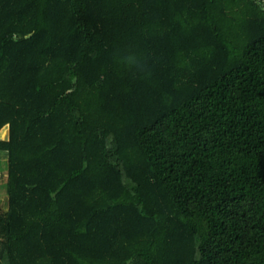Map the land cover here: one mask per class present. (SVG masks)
Masks as SVG:
<instances>
[{
    "label": "trees",
    "instance_id": "16d2710c",
    "mask_svg": "<svg viewBox=\"0 0 264 264\" xmlns=\"http://www.w3.org/2000/svg\"><path fill=\"white\" fill-rule=\"evenodd\" d=\"M5 129L0 264H264V0H0Z\"/></svg>",
    "mask_w": 264,
    "mask_h": 264
},
{
    "label": "rangeland",
    "instance_id": "374dc122",
    "mask_svg": "<svg viewBox=\"0 0 264 264\" xmlns=\"http://www.w3.org/2000/svg\"><path fill=\"white\" fill-rule=\"evenodd\" d=\"M8 138V131L5 129L0 132V141H6ZM8 164L5 156L0 155V209L7 210L8 195L6 193ZM200 243V240H198Z\"/></svg>",
    "mask_w": 264,
    "mask_h": 264
},
{
    "label": "clouds",
    "instance_id": "9594fccd",
    "mask_svg": "<svg viewBox=\"0 0 264 264\" xmlns=\"http://www.w3.org/2000/svg\"><path fill=\"white\" fill-rule=\"evenodd\" d=\"M121 63L129 70L134 71L137 74L151 75V72L147 68L146 61L138 54L134 52L127 53L121 60Z\"/></svg>",
    "mask_w": 264,
    "mask_h": 264
},
{
    "label": "crops",
    "instance_id": "0c3cea01",
    "mask_svg": "<svg viewBox=\"0 0 264 264\" xmlns=\"http://www.w3.org/2000/svg\"><path fill=\"white\" fill-rule=\"evenodd\" d=\"M7 130V129H6Z\"/></svg>",
    "mask_w": 264,
    "mask_h": 264
}]
</instances>
